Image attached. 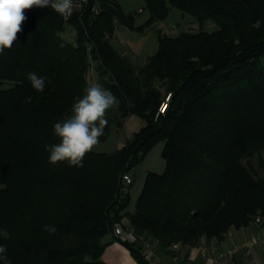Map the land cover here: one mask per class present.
I'll return each instance as SVG.
<instances>
[{
    "label": "trees",
    "instance_id": "1",
    "mask_svg": "<svg viewBox=\"0 0 264 264\" xmlns=\"http://www.w3.org/2000/svg\"><path fill=\"white\" fill-rule=\"evenodd\" d=\"M88 1L67 20L50 6L25 10L23 31L0 53V229L10 233L0 244L11 264H106L112 226L123 219L166 249L222 241L264 214V176L241 161L264 150V0H143L148 16L138 25L116 0ZM171 8L199 28L156 29L157 48L141 63L111 41L118 24L144 32ZM207 21L216 28L202 27ZM92 65L118 100L100 141L130 115L144 124L119 148L93 149L83 167L51 165L53 125L90 86ZM29 73L47 77L43 92ZM158 141L164 170L146 172L128 210L132 183L124 186L122 175ZM122 244L147 264L137 244Z\"/></svg>",
    "mask_w": 264,
    "mask_h": 264
},
{
    "label": "clouds",
    "instance_id": "2",
    "mask_svg": "<svg viewBox=\"0 0 264 264\" xmlns=\"http://www.w3.org/2000/svg\"><path fill=\"white\" fill-rule=\"evenodd\" d=\"M50 6L63 17L71 14L73 0H0V53L12 49L23 31L22 25L27 20L25 10L33 7ZM28 80L37 92H43L47 77L29 73ZM82 98H78L71 108V114L53 125V134L59 143L50 145L48 162L56 165L67 162L71 167H83V159L99 143L108 125L107 112L118 103L117 97L101 84L94 83L83 90ZM44 231L56 232L54 225H45ZM0 237L10 238L6 229H0ZM6 245L0 244V264H11L7 256Z\"/></svg>",
    "mask_w": 264,
    "mask_h": 264
},
{
    "label": "rangeland",
    "instance_id": "3",
    "mask_svg": "<svg viewBox=\"0 0 264 264\" xmlns=\"http://www.w3.org/2000/svg\"><path fill=\"white\" fill-rule=\"evenodd\" d=\"M122 10L125 13H134L135 23L141 24L145 21L148 16L147 11L144 9L143 0H116ZM89 2V1H88ZM85 3L79 7L76 11L85 9ZM94 4L91 5L90 10ZM97 7L98 5L95 4ZM141 8V10H138ZM75 12V11H74ZM202 27L207 30H212L216 28V25L211 21L205 22ZM199 25L192 21L191 17L185 16L181 17V12L176 8H171L167 17L164 20H160L154 23L152 26L145 28L144 32H135L129 30L127 27L118 24L115 30V38L112 37L111 41L115 46H117L124 55L128 56L130 59L137 63L143 62L146 56L151 55L155 52L157 48V39L155 30L159 29L161 32L168 35H176L183 30H196ZM68 34V38L72 36L74 29L72 27L69 30L65 29ZM122 39V41L120 40ZM87 79L91 84L99 83V78L92 65L87 73ZM114 107V106H113ZM112 107V108H113ZM109 109L107 115H112L113 109ZM144 124V120L136 115H130L124 121L123 126L116 127L112 126L110 132L106 138L94 148L96 151L110 152L116 148L121 147L127 139L131 138L133 133L138 130ZM163 147V142L158 141L152 148L146 153L143 160L135 166L132 171L133 182L129 189L130 203L128 205V210H132L134 206V201L137 198L140 189L142 187L145 174L148 170L162 172L165 167L164 159L161 155V150ZM264 160V150L258 153H254L250 156H245L241 159L242 163L246 166H251L253 171L258 176H264V170L259 165V159Z\"/></svg>",
    "mask_w": 264,
    "mask_h": 264
},
{
    "label": "built area",
    "instance_id": "4",
    "mask_svg": "<svg viewBox=\"0 0 264 264\" xmlns=\"http://www.w3.org/2000/svg\"><path fill=\"white\" fill-rule=\"evenodd\" d=\"M87 2L88 0H73L71 14L66 17L62 16L63 19L67 20L74 11ZM91 11L98 12L99 7L94 4ZM69 28L67 29L69 30ZM120 40L122 41L121 38ZM169 97L170 93H167L158 106L155 117L165 112ZM122 181L124 186H127L133 181L132 175L126 172L123 173ZM251 224L264 229V214L256 213ZM112 235L120 243L137 244L141 256L147 264H195L193 261L196 260V257L201 260L199 264H222V261H224V264H259L254 254V247L264 244V234H253L236 245L224 249L218 247L217 244L209 245L205 242H198L192 246L174 242L166 249H161L155 239L144 234H136L124 219L113 224ZM192 249L196 252L195 255L188 252ZM236 252H240L241 256L236 258L234 256Z\"/></svg>",
    "mask_w": 264,
    "mask_h": 264
},
{
    "label": "crops",
    "instance_id": "5",
    "mask_svg": "<svg viewBox=\"0 0 264 264\" xmlns=\"http://www.w3.org/2000/svg\"><path fill=\"white\" fill-rule=\"evenodd\" d=\"M138 10H141L139 8ZM133 179V177H132ZM133 182V181H132ZM261 235L264 234V229H260L259 227L249 224L245 227L240 228H231L226 237L222 241H217L215 239H201L199 242H205L209 245L217 244L218 247L224 249L227 247H230L232 245H236L237 243L241 242L242 240L248 238L250 235ZM110 238H112L110 236ZM191 255H195L196 252L192 249L188 251ZM254 254L255 257L258 260L259 264H264V244L256 245L254 247ZM236 258L241 256L240 252H236L234 255ZM102 260L106 264H139L136 259L131 255L128 248L112 239L108 245L105 247L103 253H102ZM193 263H201V260L196 257V260L193 261ZM222 264H224V261H222Z\"/></svg>",
    "mask_w": 264,
    "mask_h": 264
}]
</instances>
